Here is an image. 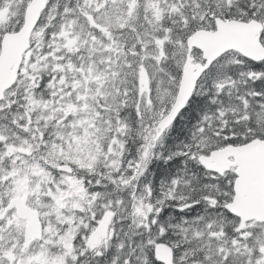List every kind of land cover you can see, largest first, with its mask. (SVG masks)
Here are the masks:
<instances>
[{"label": "snow or ice", "instance_id": "6c2138e0", "mask_svg": "<svg viewBox=\"0 0 264 264\" xmlns=\"http://www.w3.org/2000/svg\"><path fill=\"white\" fill-rule=\"evenodd\" d=\"M0 264H264V0H0Z\"/></svg>", "mask_w": 264, "mask_h": 264}]
</instances>
